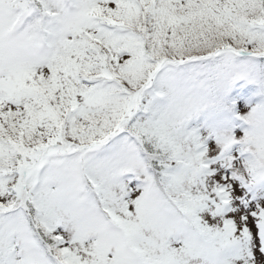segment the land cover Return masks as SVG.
<instances>
[{"label": "snow or ice", "instance_id": "6c2138e0", "mask_svg": "<svg viewBox=\"0 0 264 264\" xmlns=\"http://www.w3.org/2000/svg\"><path fill=\"white\" fill-rule=\"evenodd\" d=\"M0 264H264V0H0Z\"/></svg>", "mask_w": 264, "mask_h": 264}]
</instances>
